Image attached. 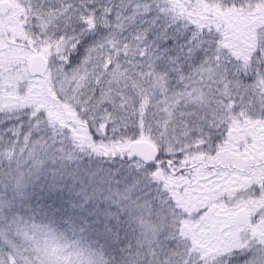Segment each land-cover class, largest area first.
Returning <instances> with one entry per match:
<instances>
[{
	"label": "snow or ice",
	"instance_id": "obj_1",
	"mask_svg": "<svg viewBox=\"0 0 264 264\" xmlns=\"http://www.w3.org/2000/svg\"><path fill=\"white\" fill-rule=\"evenodd\" d=\"M0 264H264V0H0Z\"/></svg>",
	"mask_w": 264,
	"mask_h": 264
}]
</instances>
